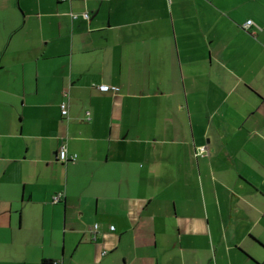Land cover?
<instances>
[{
	"label": "crops",
	"instance_id": "1",
	"mask_svg": "<svg viewBox=\"0 0 264 264\" xmlns=\"http://www.w3.org/2000/svg\"><path fill=\"white\" fill-rule=\"evenodd\" d=\"M0 264H264V0H0Z\"/></svg>",
	"mask_w": 264,
	"mask_h": 264
},
{
	"label": "built area",
	"instance_id": "2",
	"mask_svg": "<svg viewBox=\"0 0 264 264\" xmlns=\"http://www.w3.org/2000/svg\"><path fill=\"white\" fill-rule=\"evenodd\" d=\"M86 16L87 15L85 14L82 17L87 18ZM250 26H251V22L248 21L247 23H245L243 29H248ZM110 89L111 90H116L115 88H109L107 86H100L99 87V90L100 91H103V92L109 91ZM66 95L67 94L64 93L63 96L66 97ZM67 108H68V105H67V103L65 101L60 104V108L59 109H60V112H61V115L62 116H66L67 115ZM86 116H87V118H86L87 121H89L90 120L89 114L86 113ZM58 148L59 149H58V152H57V155H56V159L58 160V162L65 163L67 161H69V162L75 161L76 157L74 155L69 156L67 154V152H66V149H65V146L64 145H62L61 147H58ZM208 153H209L208 148H207V146L204 145L202 147H198L196 149V153L195 154H196V157L206 158V157H208ZM58 200H59V196H56V197L53 198L52 201L54 203H56ZM96 228H97V226L95 225L92 228L93 231H96L95 230ZM112 229H113V227L110 228V230H112Z\"/></svg>",
	"mask_w": 264,
	"mask_h": 264
},
{
	"label": "trees",
	"instance_id": "3",
	"mask_svg": "<svg viewBox=\"0 0 264 264\" xmlns=\"http://www.w3.org/2000/svg\"><path fill=\"white\" fill-rule=\"evenodd\" d=\"M65 98H66V97H65ZM64 101H65V102L67 103V105H68L67 100H64ZM64 101H62V102H64ZM62 102H61V103H62ZM61 103H60V104H61ZM59 108H60V105H59ZM59 108H58V109H59ZM59 110H60V109H59ZM60 115H61V112H60ZM67 116H68V109H67V115H66V116H62V115H61V117H62V118H67ZM196 149H197V148H196ZM196 149L194 150L195 153H196ZM195 153H194V154H195ZM195 157H196V154H195ZM196 158L199 159L200 157H196ZM200 159H201V158H200ZM56 160H57V159H56ZM57 162H58V160H57ZM68 162H69V161H67V162H65V163H68ZM60 163H61V162H60ZM62 164H64V163H62ZM96 226H97V225H96ZM97 228H98V227H97ZM110 228H111V227H110ZM113 229H114V227H113ZM113 229H112V230L109 229V231H113ZM95 230H96V229H95ZM93 234H94V232H93ZM44 263H46V261H44Z\"/></svg>",
	"mask_w": 264,
	"mask_h": 264
}]
</instances>
